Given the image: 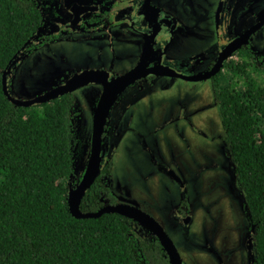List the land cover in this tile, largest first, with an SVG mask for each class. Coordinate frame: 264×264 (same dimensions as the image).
<instances>
[{
    "label": "rangeland",
    "instance_id": "374dc122",
    "mask_svg": "<svg viewBox=\"0 0 264 264\" xmlns=\"http://www.w3.org/2000/svg\"><path fill=\"white\" fill-rule=\"evenodd\" d=\"M175 2L178 12L185 17L190 14L186 22L192 15L195 19L199 16L205 30L204 8L188 9L190 13H185L181 0ZM254 9L255 6L251 11ZM251 11L244 23L251 21ZM185 31L184 39L172 45V55L193 52L192 30ZM210 40L209 37L207 44L205 41L201 44L211 49ZM96 42L101 45L106 42V49L101 51L97 44L78 38H59L35 46L28 56L18 58L8 80L10 93L20 99H30L45 93L62 78L68 79L74 70L104 65L122 72V68L133 64L137 44L118 36ZM167 78L157 79L152 86H144V90L131 86L116 103V112L119 107L128 108L118 124L120 134L110 155L111 170L102 179L110 181L121 203L136 205L161 222L184 264H249L245 243L255 230L248 219L235 162L222 141L224 133L217 99L213 90L208 89L212 84ZM98 88L89 84L72 92L79 108H75V115L80 111L82 119L72 183L77 184L86 169L89 156L86 141L92 137L95 103L101 93ZM75 121L78 122L76 117ZM210 155H216L217 172L208 165ZM174 172L181 182L176 180V175H171ZM178 204L192 217L185 230L175 229L176 224L169 217ZM131 226L138 240L152 239V233L139 223L131 221Z\"/></svg>",
    "mask_w": 264,
    "mask_h": 264
},
{
    "label": "trees",
    "instance_id": "16d2710c",
    "mask_svg": "<svg viewBox=\"0 0 264 264\" xmlns=\"http://www.w3.org/2000/svg\"><path fill=\"white\" fill-rule=\"evenodd\" d=\"M43 24L39 0H0V264H170L158 238L133 235V220L118 213H71L74 95L29 107L7 98L4 71L35 47ZM228 68L215 82V96L255 230L253 264H264V66L244 53ZM106 200L116 203L98 177L80 207L96 212Z\"/></svg>",
    "mask_w": 264,
    "mask_h": 264
},
{
    "label": "flooded vegetation",
    "instance_id": "af4514ba",
    "mask_svg": "<svg viewBox=\"0 0 264 264\" xmlns=\"http://www.w3.org/2000/svg\"><path fill=\"white\" fill-rule=\"evenodd\" d=\"M203 1L205 4H203L201 0H181L183 6H185V13L189 12L188 9H194L195 11L201 7L205 9L207 15L204 14L202 17V19H205V22H203L205 30L199 22V16L198 19H195L194 15H192L189 22H186L185 18L190 14L185 17L183 13L178 12L175 0L174 2L172 0H39L44 15V24L34 42L35 46H41L59 38H78L97 44L102 51L106 49L105 44L107 45V43L103 42L101 45L97 43L96 40L110 39V37L115 39L117 36L127 42L137 44L133 51V64L128 68H122V72H115L113 69H107L104 65L96 68H89L101 69L109 72L108 81H105V83H89L95 84L97 88L100 86V89H98L101 93L99 92L100 96H98L95 103V111L103 91L106 87H111L109 83L111 84L114 78L126 75L132 71L135 72L136 76L135 81L131 82L122 90L113 102L107 115L106 125L102 134L101 172L98 177H100L105 185L111 189L112 194L116 198L115 204L106 200L105 205H116L121 203L119 201L120 196L114 193L110 181L107 182L103 180L102 175L109 174L108 172L111 170V165H109L110 155L114 152L116 147L115 138L120 134L118 124L123 117V111L128 108L127 106H123L124 109L119 107L117 112L116 109H114L125 90L134 85H136L138 89L144 90V86H152L157 79L168 77L173 81L184 80L192 83L210 82L212 86L209 85L208 89H212L215 94V82L217 78L230 73L228 68L229 65L240 58L242 54L248 53L258 65H264L263 0ZM172 2L174 4H172ZM254 6V11H251ZM249 11H251V21L249 23H244ZM241 23L244 24L241 25ZM189 28L192 30L190 34L192 36L191 42H193L194 46L193 52L184 56L172 55L170 52L172 45L175 41H182L185 37V30ZM224 29L225 32H223ZM64 35H66V37H63ZM209 37L211 38L209 44L211 42L213 43L211 49L201 44L203 41L207 44ZM195 44H197V46ZM31 50L24 52L18 58L23 59L28 56ZM229 51H231L230 54H228ZM225 54H228V56L225 57ZM17 61L11 66L10 72L7 75L8 80L10 74L17 67ZM83 70L86 69L74 70L68 79L65 80V78H62L52 88L63 85L76 73L82 72ZM95 91L97 92V90ZM76 107L78 108L76 103H74L72 113L73 123L78 131V143L76 147L77 157L80 145L79 132L82 119L80 111L78 115H75ZM75 117L78 119V122L75 121ZM92 137L86 141L89 147L86 168L91 154ZM222 141L228 147L229 154L233 160L230 147L224 140V137ZM210 157L211 161H207L208 165L217 172L216 169H218V166H214L216 155H210ZM171 175H173V177L176 175V180L179 182L182 181L177 177L175 172ZM74 177L75 174L72 179ZM81 180L82 178L80 181ZM71 181L72 187H77L80 183L79 180L77 184ZM189 205L190 203L188 206ZM184 209L185 208L180 204L176 207V210L170 213L169 217L171 221L174 222V225H177L173 226L175 229L182 228L185 230L191 224L190 221L192 217L186 213V209ZM159 223L161 224V222ZM152 236L154 235L152 234ZM253 245L254 235H251L245 243L246 251L250 257L249 264H253L255 260V245L254 250ZM237 250L239 251L241 248H237Z\"/></svg>",
    "mask_w": 264,
    "mask_h": 264
},
{
    "label": "water",
    "instance_id": "95a60500",
    "mask_svg": "<svg viewBox=\"0 0 264 264\" xmlns=\"http://www.w3.org/2000/svg\"><path fill=\"white\" fill-rule=\"evenodd\" d=\"M234 49V48H233ZM232 51V50H231ZM228 54H230V52ZM225 54V57L228 56ZM11 68L4 71L3 88L7 98L18 106H33L50 102L66 93H71L75 89L83 87L89 83H105L108 81L109 72L101 69H86L76 73L73 77L67 80L63 85L52 88L45 93L35 96L30 99H20L14 97L9 90L8 77ZM214 73V72H212ZM135 72L132 71L126 75L116 77L112 80L111 87H106L101 96L100 102L94 114L93 137L91 154L85 174L77 187H72L69 184L68 204L71 213L77 218H98L105 213H118L122 216L131 219L156 236L163 249L165 250L170 264H184L183 259L177 249L172 238L163 228V226L149 213L142 210L136 205L131 204H116L105 205L102 209L96 212H83L81 210V202L89 188L94 184L101 172V150H102V134L106 125L107 115L118 94L124 90L131 82L135 81ZM194 79V78H192Z\"/></svg>",
    "mask_w": 264,
    "mask_h": 264
}]
</instances>
